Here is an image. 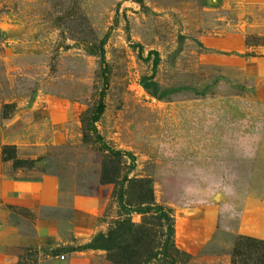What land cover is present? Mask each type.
<instances>
[{
    "label": "rangeland",
    "instance_id": "1",
    "mask_svg": "<svg viewBox=\"0 0 264 264\" xmlns=\"http://www.w3.org/2000/svg\"><path fill=\"white\" fill-rule=\"evenodd\" d=\"M0 176V264H264V0H0Z\"/></svg>",
    "mask_w": 264,
    "mask_h": 264
},
{
    "label": "trees",
    "instance_id": "2",
    "mask_svg": "<svg viewBox=\"0 0 264 264\" xmlns=\"http://www.w3.org/2000/svg\"><path fill=\"white\" fill-rule=\"evenodd\" d=\"M140 2V1H137ZM106 38H103L100 42V47H103L105 44ZM96 55L99 57L101 62V73L102 77L106 79V66L104 64V53L103 50L100 49ZM103 87H106V81L103 82ZM142 88L143 90L148 93L153 99L158 101H167L170 96L174 93H177L178 91H181L180 88L178 89H168V88H160L159 85L152 81L149 78H143L142 79ZM103 96H104V90L103 93H101V97L99 99V102L96 106V109L94 111L93 117H92V133L94 134V139L97 143L101 145V148L108 152L111 156L119 157L121 154L119 152L114 151L110 147H108L105 143L102 142L99 135H97L96 129L94 127V123H96L100 117L102 116L104 112V105H103ZM6 148L3 150L2 154H5ZM119 204L121 205V208L123 212L128 214L129 209H126V207L122 203V196L119 195ZM141 207L137 208L140 212H148L151 210H154L158 213L159 218L165 222L166 225V235L167 240L164 243L163 250L166 252L172 243V237H173V227L171 224V219L169 215L164 212L161 208H151L147 205V203H141ZM129 219V218H128ZM127 219V220H128ZM130 220L127 223H122L118 225L113 231H111L106 237L103 236H97L95 237L87 246H85V249H91V250H108L112 251L117 248L119 239L124 236V234H128L131 229Z\"/></svg>",
    "mask_w": 264,
    "mask_h": 264
},
{
    "label": "crops",
    "instance_id": "3",
    "mask_svg": "<svg viewBox=\"0 0 264 264\" xmlns=\"http://www.w3.org/2000/svg\"><path fill=\"white\" fill-rule=\"evenodd\" d=\"M7 184L5 183V181H2L1 176H0V198L2 195H4V193L6 194V192L8 190L12 191V189H14V185L11 186V188L6 187ZM257 193L263 198L264 200V191L260 192V189L257 188ZM1 202V199H0ZM8 211L5 210L4 206L1 205L0 203V240H1V230H3L4 228H9L11 232H13L12 230V224H11V220L9 219Z\"/></svg>",
    "mask_w": 264,
    "mask_h": 264
},
{
    "label": "built area",
    "instance_id": "4",
    "mask_svg": "<svg viewBox=\"0 0 264 264\" xmlns=\"http://www.w3.org/2000/svg\"><path fill=\"white\" fill-rule=\"evenodd\" d=\"M62 258V257H61Z\"/></svg>",
    "mask_w": 264,
    "mask_h": 264
}]
</instances>
